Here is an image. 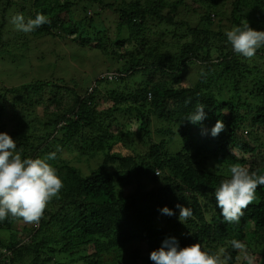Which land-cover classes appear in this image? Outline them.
Wrapping results in <instances>:
<instances>
[{
    "label": "trees",
    "instance_id": "1",
    "mask_svg": "<svg viewBox=\"0 0 264 264\" xmlns=\"http://www.w3.org/2000/svg\"><path fill=\"white\" fill-rule=\"evenodd\" d=\"M188 1L195 12L201 9L202 24H211L217 9L227 3L231 26H241L246 20L252 29L264 31V0H0V51L4 23L14 9L24 17L35 18L41 13L50 20L31 32L36 39H70L79 47L101 51L104 15L111 12L119 19L111 54L128 62L114 82H123L140 72L149 80L157 79L156 83L136 80L130 98L141 122H137L136 132L126 135L132 143L137 136L142 146V154L132 156L122 154L127 148L123 144L117 149V141L122 143L124 138L117 139L109 132L112 124L119 122L116 115H125L126 110L120 108L125 103L124 92H107L115 107L99 111L96 90L81 95L71 88L46 101L48 89L52 92V81L5 90L3 97L18 95L15 106L24 103L35 112L42 104L44 116L36 119L40 123L32 124L33 115L25 116L26 121L15 123L16 132L10 137L22 158H43L56 152L57 158L48 162L57 170L64 188L34 229L19 237L10 234L8 242L0 246V264H154L150 253L171 237L181 248L200 243L212 254L227 249L233 257L230 264H240L235 260L236 251L230 248L231 240H240L256 256V264H264V186L258 187L257 200L238 224L223 222L215 199V189L229 178L224 171L231 164L239 163L250 172L264 174V48L246 59L233 52L226 35L176 23V14L188 7ZM78 9L86 16L74 23L72 18ZM89 10L93 11L91 17ZM148 22L187 27L195 40L184 45L176 58L147 49L150 44L143 41V36L153 31ZM123 28L130 35L124 41L119 39ZM209 35L228 47L218 63H211L209 51L203 53ZM258 61L263 64L258 65ZM186 65L204 69L194 88L183 86ZM169 75L176 85L167 80ZM159 78L162 83H158ZM203 79L207 80L202 82ZM200 104L205 106V119L198 125L185 120ZM6 108V104L1 105L0 119L6 118ZM129 110L128 114L134 112ZM153 118L167 122L171 135L181 139L183 147L173 156L167 142L158 144L152 137ZM218 120L225 128L213 137L211 129ZM28 125L33 127L31 134L24 132ZM4 127L0 123V131ZM58 145H75L81 154L88 153L82 146L89 145L95 157L103 154L105 162L83 175L65 161L57 163L61 156L56 150ZM220 158V163L213 162ZM207 164L211 167L207 168ZM178 204L192 209L193 216L185 223L179 221ZM165 206L174 215L163 214ZM16 221L8 218L0 222V231H12Z\"/></svg>",
    "mask_w": 264,
    "mask_h": 264
},
{
    "label": "rangeland",
    "instance_id": "2",
    "mask_svg": "<svg viewBox=\"0 0 264 264\" xmlns=\"http://www.w3.org/2000/svg\"><path fill=\"white\" fill-rule=\"evenodd\" d=\"M131 1L134 0H127L128 3ZM187 4V8L180 9L176 14L174 20L176 23H185L192 28L201 26L202 30H206L209 33H221L223 35H225L227 30H231L233 27L228 23V16L231 11L229 4H222L220 8L217 9L218 11L214 13L215 17L212 18V23L208 25L207 23L202 24L200 22L202 15L201 9L195 12L194 5L191 4V1H188ZM79 10L80 9L74 14L75 17L72 18V22L74 23H78L81 18L86 16ZM14 12L15 13L11 11L8 13L2 29L3 45L0 51V107L1 105L6 104L7 108L4 110V116L6 118L0 119V123L5 126L4 131H0V133H7L9 136L10 134L15 133L17 128L15 123L20 119H22V123L24 120L26 121L25 116L29 117V115H33L31 119L32 124H39L40 122L36 119H41L44 116L42 104H39V108L36 109L35 112L30 105H25L24 103H18L15 106L13 102L14 99H17L18 95H7L6 97H3L6 89L30 85L37 81H52V92L49 93L50 89H48L44 101L49 100L52 95L66 93L68 89L71 88H75V91L81 95H85L86 91L90 93L96 90L95 96L99 99V106L97 107L99 111L108 108L114 109L115 107L113 106V103L109 102L107 92L121 91L125 94V103L124 105L122 104L120 108L126 110L124 112L125 115H116L119 118V122L112 124V129L109 132L110 134L115 135L117 139L124 138L122 143L117 141V145L119 144L117 149H119V147L122 148L121 144L127 147L122 151L124 156L141 155L142 146L138 137H133L134 143H132L129 136L126 135L129 131L136 132L139 126L138 123L141 122L139 121L141 118H139L140 116L137 110L134 111L135 109L133 105L130 104V98L135 92L136 80L141 81L140 79H144L142 80L144 82L152 81L153 83H156L157 79L149 80L147 77H144L143 72H140L134 76L131 75L129 78H125L123 82H121L122 80L118 81V83L117 81L114 82L115 80L109 82L101 80L103 76H107L106 74H108V76L115 74L122 76L121 71L124 70L128 63L127 61L116 58L111 54L110 46L113 44L114 40L117 39L118 35V15L111 12L104 15L105 34L101 35L99 38L103 44V51H101L95 48L79 47L70 39L64 41L54 40L52 38L36 39L31 35V32L25 33L15 28L11 23V18L16 15L15 9ZM92 12L93 11L89 10L88 16L90 15L91 17ZM25 18H29V16H26ZM148 24H150L149 26L153 31L145 32L143 36V41L148 40L150 44L147 49H154L156 52H162L173 58L180 55V51L184 45L192 44L195 40V37L187 27H177L167 22L162 24L157 22L156 25H154V22H148ZM20 32L22 33L21 36L19 35ZM91 34H93V32H91ZM129 37V32L126 28H123L119 35V39L124 41ZM208 38L209 40L207 44L203 45V47H205L203 53L209 51L211 63H218L223 60L228 51V47H226V43L222 42L219 38L210 35ZM200 39L202 40L204 38L201 37ZM133 53L135 54V52ZM253 64L257 63L253 62ZM262 64L261 61H258V65ZM186 66V71H184L186 81H184L183 86L194 88L199 82L204 69H201L199 65ZM167 80L172 81V84L176 85L172 75H169ZM206 80L207 79H203L202 82ZM158 83H162L161 78H159ZM75 84L80 85L79 87H74ZM210 92L216 93L215 89H210ZM14 106L15 109H13ZM130 108L133 109L131 111L134 112L128 114ZM141 111L143 112V110ZM194 125H198V123ZM169 128L170 126L167 122H162L153 118V123L151 125L153 133L152 137L158 144L160 141L167 142L168 151L172 155L177 152L179 148L181 149L183 145L181 146L182 142L178 135H171ZM32 129V125H28L24 132L26 134H31ZM157 131H160V133L156 134ZM177 131L178 129L176 132ZM173 133H175V131ZM262 140L264 141V134ZM82 148L87 150L88 153L81 154L75 145L66 148H62L58 145L56 150L60 152L61 156L57 163L62 164V162L65 161L69 166L80 170L83 175H89L91 171L97 170L103 165L105 162V160H103V154L95 157L94 151L91 150L89 145H84ZM235 156H238L236 152ZM215 161L220 163V161L223 160L221 158L213 159V162ZM205 166L207 168L211 167L210 164ZM110 167L112 168V164L109 168ZM227 169L228 168L225 169L224 175L229 176L230 174L227 173ZM34 226L35 224H28L22 220H17L13 225L12 231H0V246L8 242L11 233H14L19 237L22 236L24 232L34 229ZM3 263H6V260H4Z\"/></svg>",
    "mask_w": 264,
    "mask_h": 264
},
{
    "label": "clouds",
    "instance_id": "3",
    "mask_svg": "<svg viewBox=\"0 0 264 264\" xmlns=\"http://www.w3.org/2000/svg\"><path fill=\"white\" fill-rule=\"evenodd\" d=\"M11 23L17 30L30 33L50 23V20L41 13L27 20L23 14H16L11 18ZM225 35L233 52L246 59H252L259 49L264 48V31L252 29L246 20L241 26L227 30ZM107 76L101 80L109 82L119 78L117 74L113 80ZM204 107L203 104L198 105L185 120L192 124L202 122L206 117ZM224 128L223 122L218 120L211 129V135L217 136ZM56 158V152L43 158H22L15 141L7 133H0V222L12 218L28 224L39 223L47 206L53 199L59 198L64 188L57 170L48 162ZM227 173L230 174L229 178L223 179L215 189L216 204L224 223L238 224L245 211L257 200V189L264 186V174L250 172L239 163L231 164ZM176 207L180 209L181 223L193 216L190 207L179 204ZM161 212L174 215L166 206ZM230 248L236 251L235 260L240 264H256V256L243 241L231 240ZM149 258L154 264H230L233 259L231 252L224 248L216 254L205 250L200 243L181 248L175 237L165 239L159 249L150 253Z\"/></svg>",
    "mask_w": 264,
    "mask_h": 264
},
{
    "label": "built area",
    "instance_id": "4",
    "mask_svg": "<svg viewBox=\"0 0 264 264\" xmlns=\"http://www.w3.org/2000/svg\"><path fill=\"white\" fill-rule=\"evenodd\" d=\"M115 78V75H110L109 77H108V79H110V80H113ZM148 100H151V98H152V94H148Z\"/></svg>",
    "mask_w": 264,
    "mask_h": 264
}]
</instances>
